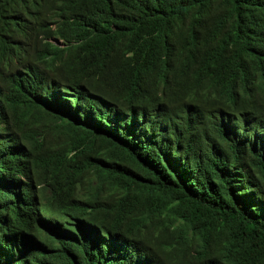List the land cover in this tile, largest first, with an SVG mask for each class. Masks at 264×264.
<instances>
[{"label": "trees", "instance_id": "trees-1", "mask_svg": "<svg viewBox=\"0 0 264 264\" xmlns=\"http://www.w3.org/2000/svg\"><path fill=\"white\" fill-rule=\"evenodd\" d=\"M0 264H264V0H0Z\"/></svg>", "mask_w": 264, "mask_h": 264}, {"label": "clouds", "instance_id": "clouds-1", "mask_svg": "<svg viewBox=\"0 0 264 264\" xmlns=\"http://www.w3.org/2000/svg\"><path fill=\"white\" fill-rule=\"evenodd\" d=\"M53 42L54 39H52ZM57 44H61V41L58 39ZM138 115L136 119H133V130L139 134L143 133H159L164 130L168 123L171 120V109L168 105L161 103L160 101H155L147 104L141 110L137 111ZM32 239V238H31ZM23 240V239H22ZM30 245H28L29 247ZM27 247V249H28ZM36 251L38 250L34 246ZM26 249V252H27ZM35 249H33L35 251Z\"/></svg>", "mask_w": 264, "mask_h": 264}, {"label": "rangeland", "instance_id": "rangeland-1", "mask_svg": "<svg viewBox=\"0 0 264 264\" xmlns=\"http://www.w3.org/2000/svg\"><path fill=\"white\" fill-rule=\"evenodd\" d=\"M55 42H57V40L54 39Z\"/></svg>", "mask_w": 264, "mask_h": 264}, {"label": "bare ground", "instance_id": "bare-ground-1", "mask_svg": "<svg viewBox=\"0 0 264 264\" xmlns=\"http://www.w3.org/2000/svg\"><path fill=\"white\" fill-rule=\"evenodd\" d=\"M125 260H126V258H125Z\"/></svg>", "mask_w": 264, "mask_h": 264}]
</instances>
